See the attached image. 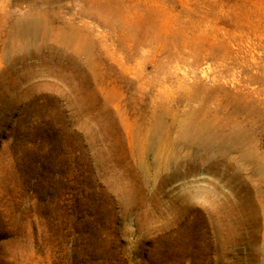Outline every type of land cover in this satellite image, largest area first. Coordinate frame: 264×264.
Instances as JSON below:
<instances>
[{
    "label": "rangeland",
    "instance_id": "374dc122",
    "mask_svg": "<svg viewBox=\"0 0 264 264\" xmlns=\"http://www.w3.org/2000/svg\"><path fill=\"white\" fill-rule=\"evenodd\" d=\"M0 264H264V0H0Z\"/></svg>",
    "mask_w": 264,
    "mask_h": 264
}]
</instances>
